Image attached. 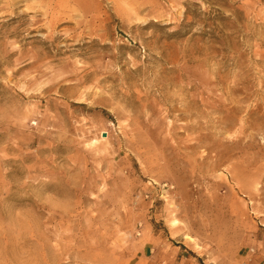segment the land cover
<instances>
[{"label": "rangeland", "instance_id": "obj_1", "mask_svg": "<svg viewBox=\"0 0 264 264\" xmlns=\"http://www.w3.org/2000/svg\"><path fill=\"white\" fill-rule=\"evenodd\" d=\"M258 252L264 0H0V264Z\"/></svg>", "mask_w": 264, "mask_h": 264}, {"label": "crops", "instance_id": "obj_2", "mask_svg": "<svg viewBox=\"0 0 264 264\" xmlns=\"http://www.w3.org/2000/svg\"><path fill=\"white\" fill-rule=\"evenodd\" d=\"M260 257H262V253L258 252L254 257L255 259L253 258L254 261H252V263L250 264H264V262H262V259H259Z\"/></svg>", "mask_w": 264, "mask_h": 264}]
</instances>
